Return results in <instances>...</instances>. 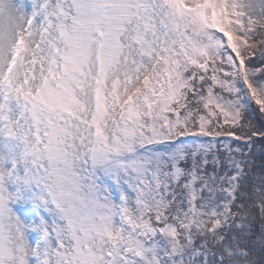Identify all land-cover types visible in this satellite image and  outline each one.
I'll return each instance as SVG.
<instances>
[{
  "label": "snow or ice",
  "instance_id": "6c2138e0",
  "mask_svg": "<svg viewBox=\"0 0 264 264\" xmlns=\"http://www.w3.org/2000/svg\"><path fill=\"white\" fill-rule=\"evenodd\" d=\"M256 111L264 0H0V264H264Z\"/></svg>",
  "mask_w": 264,
  "mask_h": 264
},
{
  "label": "trees",
  "instance_id": "16d2710c",
  "mask_svg": "<svg viewBox=\"0 0 264 264\" xmlns=\"http://www.w3.org/2000/svg\"><path fill=\"white\" fill-rule=\"evenodd\" d=\"M248 119L251 120L252 124L255 127H264V115H261L258 111L254 115L249 116ZM254 142H248V147L245 148V153L249 162V170L252 177H259L264 175V172L261 171L264 168V139L259 137H253ZM241 144L245 143L244 141L239 142ZM235 146V142H233ZM251 219V217H250ZM254 225V230L258 233L260 230L259 223V213H256V218L252 221ZM259 237H256L258 241ZM257 249H259V244H256ZM257 252V258H258Z\"/></svg>",
  "mask_w": 264,
  "mask_h": 264
}]
</instances>
